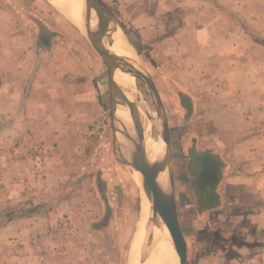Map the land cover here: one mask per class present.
Masks as SVG:
<instances>
[{
  "label": "rangeland",
  "instance_id": "obj_1",
  "mask_svg": "<svg viewBox=\"0 0 264 264\" xmlns=\"http://www.w3.org/2000/svg\"><path fill=\"white\" fill-rule=\"evenodd\" d=\"M18 1L0 0V264H128L138 228V264H147L157 215L114 154L106 65L48 0H22V9ZM161 1L154 8L141 2L137 17L117 12L119 0L102 4L113 18L122 17L166 112L187 264H239L230 262L237 250L231 243L243 240L248 208L227 202L223 217L212 215L211 187L201 186L198 175L205 156L216 159L196 150L190 95L204 64L199 48L228 32L236 44L248 45L247 74L264 92V0ZM125 42L130 59L133 49ZM136 88L149 109L148 116L139 111L142 127L160 144L157 99L143 79ZM218 165L221 178L224 164Z\"/></svg>",
  "mask_w": 264,
  "mask_h": 264
},
{
  "label": "crops",
  "instance_id": "obj_2",
  "mask_svg": "<svg viewBox=\"0 0 264 264\" xmlns=\"http://www.w3.org/2000/svg\"><path fill=\"white\" fill-rule=\"evenodd\" d=\"M98 1L103 3L102 0ZM119 1L116 7L117 12L124 8L130 13L135 11L136 17L139 16L137 12L141 6L154 8L165 2L130 0L125 4L122 0ZM21 2L22 0L18 1L16 6L18 9H22ZM49 2L55 7L51 1ZM166 2V5L170 7V1ZM162 5L164 6L165 3ZM11 9L12 7H9L8 11L10 12ZM146 13L149 16V13ZM147 14L143 17H147ZM117 17L119 18V15ZM114 19L120 26L122 17ZM139 21L135 19L131 25L138 24ZM205 32L210 34V29L206 28L204 34ZM201 36L199 35V38ZM211 38L207 40L210 44L205 43L206 46L199 48L204 64L198 70L201 71V78L197 85L191 83L195 87L193 96L185 92L187 96L195 98L196 103V105L194 103L197 125L196 150L200 153L212 152L217 161L213 160V157H210V160L206 159V156L202 159L204 166L210 161L216 165V180L212 182L211 178L203 177V173L207 170L203 168L202 162L198 175L199 184L202 186L204 183L206 188L211 187V197L215 201L211 207L212 212H216L212 215L223 217V206L227 202H230L232 206H237V203L246 205L248 208L247 213H242L248 228H243V240L240 242L234 240L231 243L232 248L237 250L234 251L235 255L230 257V262L232 260L238 261L239 264H264V108L261 106L260 99L262 96L264 98V92H261V81H252L247 74L250 72L248 45L236 44L234 36L229 32L219 39ZM186 84L188 87L189 82ZM252 89L258 90L254 92ZM200 108L202 110L198 111ZM146 133L150 132L146 131ZM158 139L162 140V137ZM153 142L161 148V143L155 140ZM218 160L224 164L223 169L221 168L223 170L221 178L218 176ZM230 215L231 213L227 215V221H230Z\"/></svg>",
  "mask_w": 264,
  "mask_h": 264
},
{
  "label": "water",
  "instance_id": "obj_3",
  "mask_svg": "<svg viewBox=\"0 0 264 264\" xmlns=\"http://www.w3.org/2000/svg\"><path fill=\"white\" fill-rule=\"evenodd\" d=\"M85 13L87 32L84 34L80 31L87 40L96 49L102 60L104 61L108 75V88L110 96L111 106V126L114 142V154L116 159L123 166L129 169L133 178V174L137 171L142 176L141 192L145 194L150 205L153 208L154 213L159 216L171 230V241L179 257V264H187L188 261V245L187 240L183 234L177 211V203L174 193L173 177L171 173L172 156H171V142L169 126L166 118V112L162 105L159 93L152 82V80L146 75L142 64L139 61V55L135 48L128 41L122 28L118 25L116 20L107 11V9L98 0H85ZM92 13L96 15L97 28L95 30L90 29ZM119 33L124 40L129 44L136 59L128 60L123 57L114 55L110 51V47L114 44V34ZM120 69L123 72L132 75L135 79L141 78L150 87L155 95L158 103V111L161 116L158 129L160 136L162 137L166 148L165 157L160 165L149 166L144 160L141 153L137 151L135 138L136 136H144L145 131L140 122V113L138 110V95L137 88L135 93L134 102L128 100V97L117 84L115 80V73ZM128 105L130 109V118L133 131L127 132V128L116 118V111L119 106ZM132 150L128 155L127 151ZM130 154V153H129ZM213 169L203 171V177L211 178L212 182L216 180V165H212ZM161 172L168 174V190L163 191L157 184V178ZM202 177L200 176V179Z\"/></svg>",
  "mask_w": 264,
  "mask_h": 264
},
{
  "label": "bare ground",
  "instance_id": "obj_4",
  "mask_svg": "<svg viewBox=\"0 0 264 264\" xmlns=\"http://www.w3.org/2000/svg\"><path fill=\"white\" fill-rule=\"evenodd\" d=\"M49 1H51L53 5L62 14L67 16L82 31V33L85 34L87 32L88 24L86 23V13H85V8H84L85 0H49ZM75 7L78 10H76ZM96 19H97L96 15L92 13V19H91V24H90L91 30H95L97 28ZM113 40H114V44L113 46L110 47V51L114 55L123 57L128 60H133V59L135 60L133 51H132L130 59L126 57L129 55V50L127 47L124 46V43H122V40H124V38L119 33L114 34ZM125 43L127 44V42ZM127 45L131 48L129 44ZM114 78L117 84L122 88V90L128 97V100L131 101L132 99H134L135 93H136L135 77L118 69L117 72L115 73ZM137 106H138V110L141 111V113L148 116L149 109L144 103L139 101ZM116 118L123 125L126 126L128 133H131L133 131L131 118H130V109L128 105L119 106L117 108ZM156 127H159V125H157ZM135 142H136V147L138 149L137 151L141 153L142 157L144 158V160L148 163L150 167L151 166L155 167L161 164V162L163 161L165 157V148H166V145L163 139L161 140V148H159L153 142L151 135L145 132L144 136L142 137L136 136ZM127 152H128L127 153L128 155H132L131 154L132 150H128ZM133 180L140 188L143 186L142 176L139 172L136 171L133 174ZM157 184L163 191L166 192L168 190L169 183H168V174L166 172H161L159 174L157 178ZM142 198L145 204H148V203L150 204L145 194H142ZM156 219H157V222H156V226L154 227V232H155L154 249H153V253L151 254V258L147 262V264H152L155 262H157L158 264H179V257L175 250V247L172 245L171 237L168 238L169 236H171L170 228L166 225V222H164V220H162L159 216H157ZM142 224H143V221H142ZM167 228H168V232H167ZM140 229L141 228H138L137 233L134 236L128 264H138V257H137L138 247L141 243L142 236H143L141 234V231H143V229L142 230Z\"/></svg>",
  "mask_w": 264,
  "mask_h": 264
},
{
  "label": "flooded vegetation",
  "instance_id": "obj_5",
  "mask_svg": "<svg viewBox=\"0 0 264 264\" xmlns=\"http://www.w3.org/2000/svg\"><path fill=\"white\" fill-rule=\"evenodd\" d=\"M212 165H213V162H211V161L209 163H207V165L205 164V166H204V162H203V168L206 170L213 169Z\"/></svg>",
  "mask_w": 264,
  "mask_h": 264
}]
</instances>
